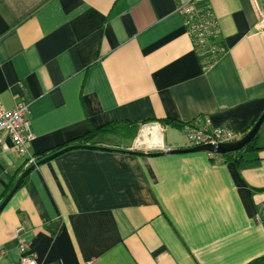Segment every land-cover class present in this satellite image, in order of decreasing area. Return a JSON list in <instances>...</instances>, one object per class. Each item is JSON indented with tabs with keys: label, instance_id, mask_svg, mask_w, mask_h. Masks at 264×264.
Listing matches in <instances>:
<instances>
[{
	"label": "crops",
	"instance_id": "1",
	"mask_svg": "<svg viewBox=\"0 0 264 264\" xmlns=\"http://www.w3.org/2000/svg\"><path fill=\"white\" fill-rule=\"evenodd\" d=\"M189 1L0 0V100L8 110L28 103L35 135L23 154L4 135L0 199L31 156L93 136L99 148L27 176L0 214V264L20 262L21 242L41 264L264 258V124L260 150L241 161L132 154L146 124L207 122L243 135L264 113L261 0H201L225 49L216 59L188 34L179 9ZM111 123L137 127L132 137L94 133ZM163 126L165 148H191L182 128Z\"/></svg>",
	"mask_w": 264,
	"mask_h": 264
},
{
	"label": "built area",
	"instance_id": "2",
	"mask_svg": "<svg viewBox=\"0 0 264 264\" xmlns=\"http://www.w3.org/2000/svg\"><path fill=\"white\" fill-rule=\"evenodd\" d=\"M200 0H190L179 11L183 15L188 34L193 39L195 46L205 50L213 59L218 58L225 52V49L217 42L219 37V28L214 19L211 8L207 5L202 10L198 9ZM263 18H264V0ZM30 105L27 102L18 103L15 108L8 110L0 100V148L7 151L4 135L11 140L13 149L23 154L26 146L31 143L35 135L33 133L31 122L28 118ZM187 141L191 148L232 143L237 140L239 134L228 127L210 128L206 124H186L183 127ZM38 162L31 156L27 161V167L36 165ZM259 220L264 219V204L259 211ZM29 245L21 242L19 252L21 259L18 264H41L34 254L27 255Z\"/></svg>",
	"mask_w": 264,
	"mask_h": 264
},
{
	"label": "water",
	"instance_id": "3",
	"mask_svg": "<svg viewBox=\"0 0 264 264\" xmlns=\"http://www.w3.org/2000/svg\"><path fill=\"white\" fill-rule=\"evenodd\" d=\"M264 124V113L259 118V120L256 122L254 127L244 136L242 139L232 142V143H226V144H218V145H206L196 148H190L186 150H169L168 148H165L164 143V126L160 123H151L146 124L142 126L141 132L136 139L135 142V152H132V154L136 155H145L148 153L150 156H160V155H181V154H192V153H207L215 156H226L230 154H235L237 152L242 151L248 144H250L255 137L259 134L262 126ZM77 149H99L93 146H71L64 148L63 150L39 161L36 165L31 166L28 170H26L13 189L10 191L8 196L3 200V202L0 204V214L5 209V207L8 205L14 194L18 191V189L23 184L24 180L27 178V176L34 171L36 168H39L43 164L50 162L57 157L63 155L64 153H67L71 150H77ZM108 150V149H104Z\"/></svg>",
	"mask_w": 264,
	"mask_h": 264
},
{
	"label": "trees",
	"instance_id": "4",
	"mask_svg": "<svg viewBox=\"0 0 264 264\" xmlns=\"http://www.w3.org/2000/svg\"><path fill=\"white\" fill-rule=\"evenodd\" d=\"M199 6V10H202L203 8H205L207 6V4H203L201 5V0L198 4ZM202 50V49H201ZM163 125H168V126H174V127H178V128H182L186 125V124H181L179 122H172V121H165V123H162ZM255 124H253V126L248 129L246 132L243 133V135H239V137L237 138L236 141L242 139L244 136H246V134H248V132L254 127ZM136 124H129V123H122V124H117V123H111L109 124L108 126L100 129V130H97V131H94L95 134H102V135H106V134H115V133H122L124 134L125 136H128V137H132L134 135V131L136 129ZM94 137V136H93ZM87 138L86 140H82V142H76L74 145H71V146H92L90 145L91 141H93L94 138ZM258 137H259V134L255 137V139L250 143L248 144L242 151L240 152H237L235 154H230V155H226V156H221V157H217V156H212L211 157V162L212 163H215L218 159L220 161H229V160H238L241 156H243L244 154H249V153H253V152H257L260 150V148L257 146V141H258ZM73 144V143H71ZM70 145V144H69ZM68 146V145H67ZM67 146H64V148ZM69 146V147H71ZM95 147V146H93ZM63 148V149H64ZM62 149V148H60ZM59 149V150H60ZM53 155L50 154V155H47V154H43V155H34L33 157L36 159L37 162L49 157ZM239 156V157H237ZM239 161H241L239 159ZM31 166L27 167V164H26V168L24 170V172L26 170H28ZM14 186H11L10 189L12 190ZM9 189V193H10V190ZM6 193L4 194V196L0 199V204H1V201L2 199H5L9 193ZM251 264H264V258H261L259 260H256L255 262L251 263Z\"/></svg>",
	"mask_w": 264,
	"mask_h": 264
},
{
	"label": "rangeland",
	"instance_id": "5",
	"mask_svg": "<svg viewBox=\"0 0 264 264\" xmlns=\"http://www.w3.org/2000/svg\"><path fill=\"white\" fill-rule=\"evenodd\" d=\"M171 134V135H170ZM169 138L171 139V136H172V140L173 141H177V142H179V141H181L182 140V142H183V137H182V135H181V133L179 132V131H176V130H174V131H171L170 133H169ZM118 138V139H117ZM114 139H116V140H118V142L117 143H120V144H122V142H124L123 140L124 139H122L121 137H113V139L112 140H114ZM126 142H128V141H130V140H125Z\"/></svg>",
	"mask_w": 264,
	"mask_h": 264
}]
</instances>
